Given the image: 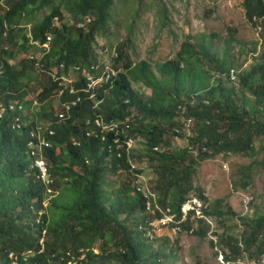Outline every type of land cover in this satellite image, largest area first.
<instances>
[{
  "label": "trees",
  "instance_id": "16d2710c",
  "mask_svg": "<svg viewBox=\"0 0 264 264\" xmlns=\"http://www.w3.org/2000/svg\"><path fill=\"white\" fill-rule=\"evenodd\" d=\"M240 2L246 21L260 28L264 41V0ZM9 5L10 12L0 17V28L5 21L21 25L25 20L31 24L36 12L47 9L48 12L41 21L31 24V31L24 27L10 37L9 43L13 45L8 50H3L6 42L0 38V104H19L13 112L22 125L20 132L11 131V118L6 115L0 120V264H11V252L29 251L35 254L26 262L19 258L18 264H61L58 262L61 256L72 251L80 258V250L86 252L87 260H79L77 264H111L113 255L107 250L110 244L120 256V264H164V245L153 250V244H145L138 231V215H143L146 202L130 187V180L117 194L116 201L104 196L106 177L120 172L129 174L131 166L126 155L123 159L115 156L109 160L106 147L112 144L114 135L107 136L108 142L102 143L95 121L101 117L106 123L118 124L122 142L131 138L137 142L142 140V153L138 156L134 149L131 162L134 164L137 159L150 165L155 177L151 192L158 196L162 207L176 212L192 194L207 201L204 190L196 187L194 181L202 162L227 159L230 155L252 156L258 141L264 148V52L260 62L249 71L235 69L238 77L235 83L229 76L233 63L225 55L218 57L211 52L210 44L200 40L192 44L186 39L174 60L151 65L147 61L134 62L129 34L116 46L113 67L122 72L113 89L106 86L107 93L97 90V98L93 100L79 94L82 100L72 106L69 118L53 126V136H45L51 146L43 149V155L56 180L52 187L58 195L42 216L41 226H33L25 220L37 218L43 209L47 188L37 179V169L31 168L29 131L34 120L55 116L47 101L56 98L58 83L45 75H35L43 85L40 84L42 91L36 96L41 107L32 118L28 109L34 101L24 98L25 82L31 84V73L34 75L25 58L33 48L28 46L26 34L30 31L32 40L40 44L49 34L52 39L45 65L64 63V72L72 70L75 86L80 88L86 82L83 71L100 63V50L112 49L99 46L98 38L111 35L114 0H13ZM62 9L70 15V25L64 23ZM162 11L165 16V9ZM86 17L92 21L84 28H77ZM55 19L58 25H54ZM15 38L22 41L20 48L14 45ZM204 61L209 69H203ZM134 85L148 90L150 97L135 91ZM76 98L66 92L60 98V110L63 103ZM97 101L100 105H96ZM178 106H185L183 117L192 120L190 139L185 138L179 127ZM174 129L180 132L176 134ZM171 139H183L188 146L173 150ZM189 147H206L209 153L193 157ZM121 152L125 154V150ZM245 170L240 175L242 189L250 186V168ZM32 200L37 201L35 213L29 207ZM209 210L218 224L237 219L242 227L238 237H219L218 246L226 260L242 252L250 253L253 247L258 252L261 247L258 234L264 232V215L237 216L222 205V200L212 202ZM122 216L125 219L120 221ZM189 226L184 225L183 229L189 231ZM232 227L235 226L226 232ZM42 231H46L47 241L45 251L39 254ZM192 236L204 240L206 232L200 226ZM98 243L105 248L97 255L92 248Z\"/></svg>",
  "mask_w": 264,
  "mask_h": 264
},
{
  "label": "rangeland",
  "instance_id": "374dc122",
  "mask_svg": "<svg viewBox=\"0 0 264 264\" xmlns=\"http://www.w3.org/2000/svg\"><path fill=\"white\" fill-rule=\"evenodd\" d=\"M163 9L166 11V21ZM46 12L48 9L36 12L31 24L41 21ZM62 12L64 23L70 25V15L63 9ZM112 17L111 35L100 36L98 45L116 47L130 34L134 62L147 61L155 65L174 60L181 43L186 39L192 44L195 40L210 44L211 52L218 57L225 55L233 63V68L239 71H249L260 62V56L264 52V41L260 32L246 21L240 0H114ZM206 64L204 61V70L209 69ZM35 75L38 73H31L34 79L31 84L25 82V89L30 97H36L41 91L40 84L43 85V81L39 82ZM133 89L147 98L150 97V92L140 85H134ZM249 98L253 100L251 95ZM47 103L52 105L50 108L54 112L61 109L57 98L49 99ZM142 145L143 142L139 139L135 145L138 156L142 153ZM187 146V141L183 139L170 140L173 150L186 149ZM223 162H227V168H224ZM134 166L137 171L155 180L148 163L136 159ZM246 167L250 168V186L242 189L240 175L242 171H247ZM128 181L127 174L123 172L117 176L106 177L104 196L110 201H116L119 198L117 194L128 186ZM194 181L196 187L204 190L205 197L211 204L222 200V205L229 207L237 216L253 217L255 213L264 215V148L261 141L257 142L252 156L205 160L201 163ZM234 185L237 186L236 189ZM248 197L252 201L245 211L241 200ZM124 219V216L120 217V221ZM217 225L219 236L238 237L241 234L242 227L237 219H231L225 225ZM230 226L235 227L226 232ZM210 241L208 238L200 240L193 236L170 234L152 247L156 250L164 245V264H218L217 254L209 244ZM99 244L95 247L101 251L105 247ZM115 249L112 244L107 247L113 255L109 263L120 264L121 259Z\"/></svg>",
  "mask_w": 264,
  "mask_h": 264
},
{
  "label": "built area",
  "instance_id": "2783aa9c",
  "mask_svg": "<svg viewBox=\"0 0 264 264\" xmlns=\"http://www.w3.org/2000/svg\"><path fill=\"white\" fill-rule=\"evenodd\" d=\"M11 1L13 0H0V17L6 16L10 11L9 3ZM91 21V17H86L77 24V28H84ZM54 25H58L56 19L54 20ZM16 27L17 26H8L5 23L3 37L7 39L9 37L10 30ZM26 27L30 29V25H27ZM257 29L260 30L259 27H257ZM26 37L28 38V44L33 46V48L26 53L25 58L34 72L45 75L46 77L53 79L54 82L58 83L56 91L57 96L55 97L58 98L59 103L60 98L63 97L66 92H68L69 95L77 96L75 101L63 103V109L59 110L56 114L57 119L48 118L46 120H41V123L37 124L31 133L32 140L29 142L28 148L31 149V156L34 157L35 166L39 169L38 179L48 189L52 188L54 185V178L45 163L43 156V149L51 146L50 142L46 140V133L54 135L55 131L52 129V126L64 122L69 118L68 114L71 111L72 106L82 100V97L79 94L88 95L86 98L93 100L97 98V90L102 89L107 93L108 89L106 86H109V89H113L116 80L122 72V69H115V67H113V59L116 57V47H111L112 49H101L99 52L100 63L93 66L90 70L83 71V74L86 77L85 85L77 88L75 86L76 76L72 73V70H69L67 73L64 72V63L50 67H47L44 63V59L49 54L52 37L49 34L46 35V39L42 44L33 41L30 32L27 33ZM7 49L8 46H5L4 50ZM11 61L12 60H8L10 64H13L14 61L13 63H11ZM229 76L232 82H238L237 71L235 69H231L229 71ZM37 105L38 103L35 101L34 106ZM96 105H100V102L97 101ZM184 109L185 106L177 107V113L179 115L178 123L180 129H182V132L185 134V138L190 139L192 136V120L183 117L185 112ZM8 110L13 112L14 105H10ZM1 112L0 118H2ZM95 127L97 131L100 132L101 141L104 144L108 142L107 136L114 135L112 144L106 147L109 156H117L118 159H123L126 155L127 161L131 166V170L127 176L130 180V187L135 190L137 194H140L142 200L146 202L143 215H138V231L142 233V237L145 241L150 243L156 238H166L170 234L174 236H191L199 229L200 226H204L207 237L214 244V250L217 252L216 260L218 261V264H264L263 232L258 234V240L261 242V247L258 252L256 247H253L250 250V253L242 252L236 258L226 260L218 246L220 236L218 233L216 218L209 215L210 203L206 200L198 198L197 195L194 194L189 196L176 212L169 208L162 207L158 201V196L154 192H151L152 178H149L147 175L142 173H135L137 169L131 162V156L132 151L135 149L137 140L131 138L122 142L119 138V125L115 123H106L101 117L95 121ZM11 128L14 130H20L22 128L18 117L15 116L13 118ZM174 132L178 134L180 131L178 129H174ZM122 149L125 150V154L121 152L123 151ZM188 152L193 157H198L200 153L208 154L209 149L206 147H189ZM223 164L224 168H227V162H223ZM241 201L243 208L247 211L252 198L248 197ZM187 224L190 225L189 231H185L183 229L184 225Z\"/></svg>",
  "mask_w": 264,
  "mask_h": 264
},
{
  "label": "clouds",
  "instance_id": "9594fccd",
  "mask_svg": "<svg viewBox=\"0 0 264 264\" xmlns=\"http://www.w3.org/2000/svg\"><path fill=\"white\" fill-rule=\"evenodd\" d=\"M10 12V11H9ZM24 16V15H23ZM2 17V16H1ZM5 23L8 25V26H17L16 28H13V29H11L10 30V33H9V37L7 38V39H5L4 37H3V32H4V25H5ZM27 25H30V31H31V24H28L25 20H23L22 21V24L21 25H17V24H9L7 21H5L4 22V24H3V27L2 28H0V38H2L6 43L2 46V48H3V50H4V48H5V46H8V49L10 48V45H13V44H11V43H9V40H10V37H12L13 38V36L14 35H17L18 34V32H19V30L20 29H22V28H24V27H26ZM28 29V28H27ZM257 29V28H256ZM29 31V32H30ZM27 35V34H26ZM27 38V37H26ZM15 43H14V45L16 46V48L17 47H21V45H22V41H20V40H17L16 41V38H15V41H14ZM28 44V43H27ZM40 44V43H39ZM28 46H31V45H29L28 44ZM7 49V50H8ZM30 51V50H29ZM28 51V52H29ZM15 64V62L12 64V65H14ZM41 91H42V89H41ZM41 91L39 92V93H41ZM38 93V94H39ZM28 95V96H27ZM27 95L24 97L26 100L27 99H29V101H36L37 103H38V105L37 106H34V103H33V106L31 107V109H28L29 111H30V113H31V116H32V118H33V113L34 112H36V111H39V109H40V107H41V104L38 102V100L36 99V97H30L29 96V93H28V91H27ZM88 96V95H87ZM86 96V97H87ZM87 99H89V98H87ZM57 100H58V98H57ZM58 103H59V101H58ZM10 105H14V108H16L17 106L15 105V104H13V103H11V104H9L8 106H4V105H2V104H0V112L2 113V118H0V120H2L3 119V117L4 116H6V115H8L10 118H11V123H10V125H9V129L11 130V131H16V132H20L22 129H20V130H14V129H12L11 128V124H12V121H13V118L15 117V114H14V112H10L9 110H8V107L10 106ZM49 110H52V111H54L53 109H49ZM56 114H57V112L55 111V116L53 117V119H57V117H56ZM46 119H48V118H42V119H39V120H34V126H32L31 127V129H30V131H29V134H30V137H31V133H32V131L35 129V127L37 126V124H39V123H41V120H46ZM60 124V123H59ZM54 126V125H53ZM53 126H52V129H54L53 128ZM96 128V127H95ZM94 133V132H93ZM92 133V134H93ZM48 133H46V135H47ZM91 134V135H92ZM45 135V136H46ZM49 135V134H48ZM53 136V135H52ZM31 140H32V137H31ZM30 140V141H31ZM29 144V143H28ZM75 145V144H74ZM109 155V154H108ZM44 156V155H43ZM115 156H113V157H110L109 156V160H112L113 158H114ZM34 158V157H33ZM31 159L32 160V169H37V179H38V174H39V169L35 166V161H34V159ZM44 161H45V163L47 164V161H46V159L44 158ZM47 166H48V164H47ZM48 168H49V166H48ZM137 171V170H136ZM51 172V171H50ZM123 173H126V172H123ZM52 174V173H51ZM127 174V173H126ZM53 176V175H52ZM127 176H128V174H127ZM54 178V177H53ZM39 180V179H38ZM40 181V180H39ZM41 182V181H40ZM54 183H56V180H55V178H54ZM55 195H57L56 194V189L55 188H48V189H46V199H45V201H44V203H43V209L39 212V214H38V216H37V218L36 219H33V217L32 218H29L28 220H25L27 223H32L33 224V226H41V224H42V222H41V219H42V216L43 215H45L47 212H48V209H49V207H50V205H51V203H52V201L54 200V198H56V196ZM208 201V200H207ZM209 202V201H208ZM36 203H37V201H34V200H32L31 201V203H30V211H33V213H35V205H36ZM211 204V203H210ZM180 208V207H179ZM202 229L206 232V230H205V228H204V226L202 227ZM264 233V232H263ZM179 236H181V235H179ZM192 236V235H191ZM163 238H165V237H159V238H156L153 242H147V241H145L146 243L145 244H156L157 242H159V240H161V239H163ZM206 238H208L207 237V233H206ZM46 241H47V233H46V231H42V237H41V239H40V242H39V246H40V251L38 252L39 254H41V253H43L44 251H45V248H46ZM209 243H212L211 241L209 242ZM213 244V243H212ZM100 245V244H99ZM213 248H214V244H213ZM92 250H93V252L95 253V254H100V250L99 249H96V247H94V248H92ZM216 252V251H215ZM35 254V253H34ZM33 254V252L32 251H29V252H27V253H22V254H19V253H15V252H11V254H10V256H9V258H10V260H11V264H18V260H19V258H23L24 260H25V262L26 261H28L29 259H30V256H33L34 255ZM79 254H81V257L79 258V257H77V255L74 253V252H72V251H68L67 253H66V256H61V258L59 259V263H61V264H63V262H65L66 260H67V258H69V260L67 261V264H77L78 262H79V260H87V257H86V252L84 251V250H80L79 251ZM216 254H217V252H216ZM52 258H56V255H53L52 256Z\"/></svg>",
  "mask_w": 264,
  "mask_h": 264
}]
</instances>
